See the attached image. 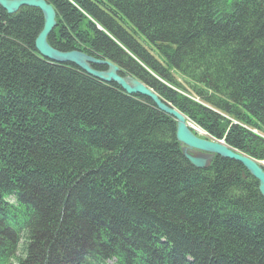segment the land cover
I'll use <instances>...</instances> for the list:
<instances>
[{"label": "trees", "instance_id": "trees-1", "mask_svg": "<svg viewBox=\"0 0 264 264\" xmlns=\"http://www.w3.org/2000/svg\"><path fill=\"white\" fill-rule=\"evenodd\" d=\"M43 1L53 49L115 64L264 163V0ZM42 26L0 8V264H264L256 180L195 168L149 99L40 57Z\"/></svg>", "mask_w": 264, "mask_h": 264}, {"label": "water", "instance_id": "water-1", "mask_svg": "<svg viewBox=\"0 0 264 264\" xmlns=\"http://www.w3.org/2000/svg\"><path fill=\"white\" fill-rule=\"evenodd\" d=\"M0 7L8 14H14L22 7L38 8L43 17V26L35 39L34 47L40 57L56 64L74 65L97 80L115 84L129 95H139L149 99L159 111L174 120L176 124V141L183 147L182 154L192 166L197 169H203L213 156L235 161L257 181L258 190L264 198V169L257 161L229 149L222 143L207 137L200 138L198 135L202 133L194 131L182 113L160 99L156 93L144 84L130 77L123 76L114 64L105 60L94 59L79 51L60 52L50 47L47 39L56 27V21L53 8L46 2L43 0H0ZM95 66L104 67V70H95ZM192 151L206 154L209 159L201 156H192Z\"/></svg>", "mask_w": 264, "mask_h": 264}, {"label": "bare ground", "instance_id": "bare-ground-1", "mask_svg": "<svg viewBox=\"0 0 264 264\" xmlns=\"http://www.w3.org/2000/svg\"><path fill=\"white\" fill-rule=\"evenodd\" d=\"M6 1H15V0H6ZM21 1H23V0H21ZM0 8H1V7H0ZM22 8H23V7H22ZM26 8H33V9H37V10L39 11V9H38V8H35V7H26ZM1 9H2V8H1ZM19 10H20V9H19ZM19 10H18V11H19ZM18 11H17V12H18ZM5 12H6V11H5ZM17 12H15V13H17ZM39 12H40V11H39ZM6 13H7V12H6ZM15 13H14V14H15ZM7 14H8V13H7ZM9 15H13V14H9ZM130 78H131V77H130ZM185 118H186V117H185ZM186 119H187V118H186ZM193 129H194V131H197L198 133L201 132L199 129H196L195 127H193ZM214 141H215V140H214ZM217 142L222 143L223 145H226L223 141H217ZM226 146H227V145H226ZM227 147H228V146H227ZM228 148L231 149L230 147H228ZM231 150H232V149H231ZM233 151H235V150H233ZM236 152H237V151H236ZM191 155H192V154H191ZM242 155H243V154H242ZM192 156H193V155H192ZM184 158H185V157H184ZM185 159H186V158H185ZM227 160H228V159H227ZM187 161H188V160H187ZM231 161H232V160H231ZM188 162H189V161H188ZM234 162H235V161H234ZM257 162H258V161H257ZM189 163H190V162H189ZM258 163H259V162H258ZM262 163H263V162H262ZM208 164H209V163H207L206 166H207ZM259 164H260V165L262 166V168L264 169V165L261 164V163H259ZM206 166H205V167H206ZM205 167H204V168H205ZM256 182H257V181H256ZM258 191H259V190H258ZM259 193H260V192H259ZM260 195H261V194H260ZM261 196H262V195H261Z\"/></svg>", "mask_w": 264, "mask_h": 264}, {"label": "rangeland", "instance_id": "rangeland-1", "mask_svg": "<svg viewBox=\"0 0 264 264\" xmlns=\"http://www.w3.org/2000/svg\"><path fill=\"white\" fill-rule=\"evenodd\" d=\"M175 77H176V79H178V81L182 84V85H184V86H186L187 87V85H186V83L182 80V78H180L178 75H175ZM199 129V128H198ZM200 130V129H199ZM201 135V134H200ZM203 136V135H202ZM191 154V153H190ZM193 156H201V157H203V158H206V159H209V157H208V155H206V154H203V153H194V154H192ZM260 163V162H259ZM261 164H263L264 165V163H261Z\"/></svg>", "mask_w": 264, "mask_h": 264}]
</instances>
